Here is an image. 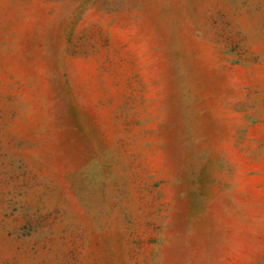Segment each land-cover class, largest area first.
<instances>
[{"label": "rangeland", "instance_id": "1", "mask_svg": "<svg viewBox=\"0 0 264 264\" xmlns=\"http://www.w3.org/2000/svg\"><path fill=\"white\" fill-rule=\"evenodd\" d=\"M0 264H264V0H0Z\"/></svg>", "mask_w": 264, "mask_h": 264}]
</instances>
